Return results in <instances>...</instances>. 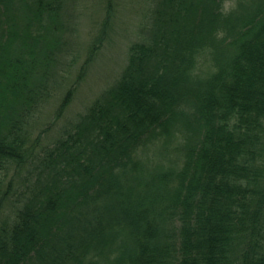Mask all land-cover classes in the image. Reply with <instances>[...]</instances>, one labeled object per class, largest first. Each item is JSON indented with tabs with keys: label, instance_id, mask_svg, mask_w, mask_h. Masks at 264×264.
Returning a JSON list of instances; mask_svg holds the SVG:
<instances>
[{
	"label": "trees",
	"instance_id": "trees-1",
	"mask_svg": "<svg viewBox=\"0 0 264 264\" xmlns=\"http://www.w3.org/2000/svg\"><path fill=\"white\" fill-rule=\"evenodd\" d=\"M226 2L158 0L116 84L47 150L38 189L0 225V264H264V0ZM65 4L0 0L1 168L36 151ZM211 47L216 67L191 78ZM173 139L172 166L145 168L144 149Z\"/></svg>",
	"mask_w": 264,
	"mask_h": 264
},
{
	"label": "rangeland",
	"instance_id": "rangeland-1",
	"mask_svg": "<svg viewBox=\"0 0 264 264\" xmlns=\"http://www.w3.org/2000/svg\"><path fill=\"white\" fill-rule=\"evenodd\" d=\"M65 1L63 38L66 39V45H63L61 52L64 60L55 77L60 85L52 89L51 97L44 103L32 124L30 142L36 150L34 155L20 167L15 164L0 167L3 188L10 191V195L0 206V225L7 221L13 209L22 208L32 192L38 189L39 182L35 180V176L42 165L40 159L47 150L55 147L57 140L65 135V130L73 129L71 125L80 120L81 115L97 98L116 84L127 66L131 44L142 40V35L149 34L155 25L153 12L158 0ZM237 2L238 0H227L225 10L229 11L237 6ZM110 5L112 17L107 32L103 33ZM100 40L102 44L93 58L89 59L92 47L99 44ZM207 50L196 54L191 78L204 77L216 67L215 58L219 56L215 48ZM83 66L86 67L85 73L79 78ZM70 87H74L73 97L64 113L58 117L56 110ZM177 155L178 141L173 139L170 142L165 140L151 143L144 149L141 157L145 168L163 164L168 168Z\"/></svg>",
	"mask_w": 264,
	"mask_h": 264
}]
</instances>
